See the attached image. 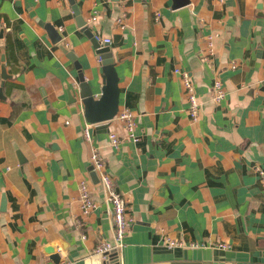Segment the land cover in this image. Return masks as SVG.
I'll use <instances>...</instances> for the list:
<instances>
[{"label":"crops","instance_id":"0c3cea01","mask_svg":"<svg viewBox=\"0 0 264 264\" xmlns=\"http://www.w3.org/2000/svg\"><path fill=\"white\" fill-rule=\"evenodd\" d=\"M176 1L0 0V264H104L94 249L113 239V224L91 169L96 149L133 199L121 264H264V0ZM75 4L94 34L110 39L119 110L134 112L136 142L115 117L89 122L74 101L78 68L60 43L96 98L103 86ZM176 69L195 83L196 121ZM84 179L98 202L85 216Z\"/></svg>","mask_w":264,"mask_h":264},{"label":"built area","instance_id":"2783aa9c","mask_svg":"<svg viewBox=\"0 0 264 264\" xmlns=\"http://www.w3.org/2000/svg\"><path fill=\"white\" fill-rule=\"evenodd\" d=\"M160 16L161 13L158 10L155 11L156 20H158ZM97 17L98 13L93 14L89 19V23L94 22ZM125 17L126 13H123L117 18V22L123 24ZM96 38L101 43H110L109 38L100 39L98 36H96ZM207 50L209 53H213L214 51L213 36H209ZM99 61H102L100 56ZM235 66L236 65L233 63V67ZM175 72L179 74V78L184 86L185 94L189 103V115L194 121H196L200 117L201 101L196 92L195 83L193 82L190 72L180 69H176ZM213 93V98L216 102H219L224 96V88L219 80H217L213 86ZM115 118L125 128L127 132L126 136L128 138L135 142L140 139L136 133L134 112L130 108L123 107L118 111ZM86 135H88L87 131ZM109 138L111 145L115 148H118L122 142L121 136L116 132L110 133ZM91 164V169L97 174L99 184L104 192V199L110 206L113 224V239L111 241L105 240L100 242L95 247L94 252L101 255L102 258L109 263L121 264V252L124 247V240L125 237L131 232L132 225L135 221L134 217L129 214L130 205L133 199L130 194H127L118 188L113 176L106 170V164L103 155H101L97 149L91 154ZM259 172L262 182L264 183V170H260ZM79 204L83 216L88 215L98 206V202L93 194V190L88 181L85 179L79 184ZM75 221L78 226L84 225V220L82 217L76 218ZM82 236L84 238L86 237L85 234ZM167 242L169 247L181 244V242L172 239H168ZM191 245L193 247H198L199 243L192 242ZM218 246L222 247L223 249L229 248V244L227 242H220Z\"/></svg>","mask_w":264,"mask_h":264},{"label":"water","instance_id":"95a60500","mask_svg":"<svg viewBox=\"0 0 264 264\" xmlns=\"http://www.w3.org/2000/svg\"><path fill=\"white\" fill-rule=\"evenodd\" d=\"M188 0H177L175 5L186 4ZM74 10L78 15V25L85 31L87 36L92 40L96 54L102 58L101 64L103 66V86L101 89V96L96 98L94 95L92 84L85 79L81 64L75 60L73 52H69L64 44L60 43L59 47L67 52L69 57L75 61L78 68V77L80 81V91L78 96L74 97L76 93L70 92V96L74 97V101L81 100L84 106L86 118L89 122L96 123L113 119L119 111V86L118 75L115 69V61L110 43H101L97 40L91 27L88 26L87 21L81 16L79 7L75 4ZM47 29L52 35L53 41L58 43L62 39V35L57 31L54 25L48 24ZM5 67L3 66V73L5 74ZM3 74V76H4ZM5 78V77H4ZM70 91V90H69ZM2 89H0V95ZM95 174V173H94ZM96 175V174H95ZM53 251L52 248H49ZM55 258H59L56 254ZM104 264H111L104 261ZM117 264V263H116Z\"/></svg>","mask_w":264,"mask_h":264}]
</instances>
